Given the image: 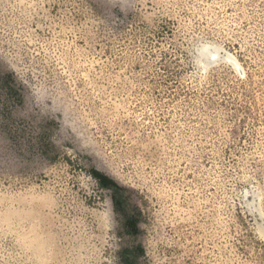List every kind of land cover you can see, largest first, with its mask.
I'll return each mask as SVG.
<instances>
[{
	"label": "rangeland",
	"instance_id": "1",
	"mask_svg": "<svg viewBox=\"0 0 264 264\" xmlns=\"http://www.w3.org/2000/svg\"><path fill=\"white\" fill-rule=\"evenodd\" d=\"M263 228L264 0H0V264H264Z\"/></svg>",
	"mask_w": 264,
	"mask_h": 264
},
{
	"label": "trees",
	"instance_id": "2",
	"mask_svg": "<svg viewBox=\"0 0 264 264\" xmlns=\"http://www.w3.org/2000/svg\"><path fill=\"white\" fill-rule=\"evenodd\" d=\"M90 173L93 177L98 180V182L102 186H118L117 182L113 178L103 172H100L96 169H92ZM114 203L117 204V200ZM126 225L129 229H136V224L131 218L126 221Z\"/></svg>",
	"mask_w": 264,
	"mask_h": 264
},
{
	"label": "bare ground",
	"instance_id": "3",
	"mask_svg": "<svg viewBox=\"0 0 264 264\" xmlns=\"http://www.w3.org/2000/svg\"><path fill=\"white\" fill-rule=\"evenodd\" d=\"M217 52H218V48L216 46H209L205 44L202 47H200L198 51L199 61L205 62L206 59H208L210 56H215Z\"/></svg>",
	"mask_w": 264,
	"mask_h": 264
}]
</instances>
